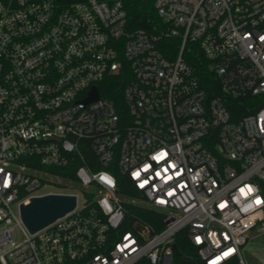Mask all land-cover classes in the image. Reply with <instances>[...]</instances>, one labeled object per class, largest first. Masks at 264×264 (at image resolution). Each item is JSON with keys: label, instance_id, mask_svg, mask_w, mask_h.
Segmentation results:
<instances>
[{"label": "built area", "instance_id": "2783aa9c", "mask_svg": "<svg viewBox=\"0 0 264 264\" xmlns=\"http://www.w3.org/2000/svg\"><path fill=\"white\" fill-rule=\"evenodd\" d=\"M140 1L159 27L124 0H0V264H174L180 236L245 264L264 233V0ZM45 195L75 208L30 234L19 207Z\"/></svg>", "mask_w": 264, "mask_h": 264}, {"label": "trees", "instance_id": "16d2710c", "mask_svg": "<svg viewBox=\"0 0 264 264\" xmlns=\"http://www.w3.org/2000/svg\"><path fill=\"white\" fill-rule=\"evenodd\" d=\"M65 1L73 2V1H83V0H65ZM123 6L127 14L128 21L132 28L151 31L154 26L155 27L160 26L159 24L160 22L158 18L156 17L155 11L150 3L143 2L140 0H124ZM190 63L197 70L198 76L200 77L199 81H200L201 86L208 92L209 95L211 93H214L217 88L216 81H214V79H212V77L206 71L204 63L202 62V64L199 66L198 64H196V62L192 61ZM122 86L123 84L121 86L116 85L115 92L117 93V95H120L122 91ZM229 109L232 115L234 116H239V115L246 113L244 107L240 106L239 104L237 105L236 103L232 104L229 107ZM88 155L90 156V154ZM76 167H77V164L75 163H73L71 166L72 169ZM72 169L69 168V170L67 171L64 170L65 171L64 175L74 180ZM118 191L120 193H123L124 195L134 196V193L131 191L128 181L126 180L125 177H122V176L118 178ZM127 209L129 211H132V213L135 214L137 218L139 217L145 220L149 219V221L151 219V217L149 216L150 213L146 210L136 209L132 207H128ZM176 244H177L179 251L185 256L192 257L194 260L192 264H196L194 252L188 249L186 241L183 239V237L181 236L178 237L176 239ZM174 264H188V263L181 261V259L179 258H175Z\"/></svg>", "mask_w": 264, "mask_h": 264}, {"label": "water", "instance_id": "95a60500", "mask_svg": "<svg viewBox=\"0 0 264 264\" xmlns=\"http://www.w3.org/2000/svg\"><path fill=\"white\" fill-rule=\"evenodd\" d=\"M93 96H96L95 90ZM75 205V196L45 195L31 198L27 204L20 205L19 214L24 227L34 234L71 212ZM173 252L181 261L191 264L192 260L183 256L176 245H173Z\"/></svg>", "mask_w": 264, "mask_h": 264}, {"label": "rangeland", "instance_id": "374dc122", "mask_svg": "<svg viewBox=\"0 0 264 264\" xmlns=\"http://www.w3.org/2000/svg\"><path fill=\"white\" fill-rule=\"evenodd\" d=\"M71 186L78 193L82 190V187L77 183L72 182ZM79 200L82 202L81 195ZM11 237L19 241L22 239V233L18 228H15ZM240 255L245 264H264V233L259 231V227L250 233L249 240L240 249Z\"/></svg>", "mask_w": 264, "mask_h": 264}]
</instances>
